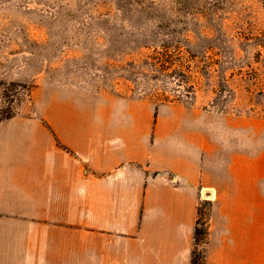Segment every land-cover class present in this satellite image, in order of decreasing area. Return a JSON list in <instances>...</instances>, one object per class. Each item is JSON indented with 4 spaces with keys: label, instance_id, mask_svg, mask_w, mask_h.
Listing matches in <instances>:
<instances>
[{
    "label": "rangeland",
    "instance_id": "374dc122",
    "mask_svg": "<svg viewBox=\"0 0 264 264\" xmlns=\"http://www.w3.org/2000/svg\"><path fill=\"white\" fill-rule=\"evenodd\" d=\"M114 96L186 110L203 135L198 264H264V0H0V128ZM6 205L0 180V264H48Z\"/></svg>",
    "mask_w": 264,
    "mask_h": 264
},
{
    "label": "crops",
    "instance_id": "0c3cea01",
    "mask_svg": "<svg viewBox=\"0 0 264 264\" xmlns=\"http://www.w3.org/2000/svg\"><path fill=\"white\" fill-rule=\"evenodd\" d=\"M114 97L105 109L54 100L44 123L3 125V203L33 229L26 245L41 247L48 264L69 254L92 264H191L203 135L186 110Z\"/></svg>",
    "mask_w": 264,
    "mask_h": 264
},
{
    "label": "trees",
    "instance_id": "16d2710c",
    "mask_svg": "<svg viewBox=\"0 0 264 264\" xmlns=\"http://www.w3.org/2000/svg\"><path fill=\"white\" fill-rule=\"evenodd\" d=\"M156 65L158 67V70L162 73H168L173 76L177 75L179 76V78L181 77L180 72L182 71V68L180 66H175L172 64L168 53L165 54V56H162V58H160V62ZM200 233L201 231L198 229L197 226H195V233H194L195 239L196 236ZM203 263L205 264V261H203ZM191 264H198L197 258L195 259V250L192 251Z\"/></svg>",
    "mask_w": 264,
    "mask_h": 264
},
{
    "label": "built area",
    "instance_id": "2783aa9c",
    "mask_svg": "<svg viewBox=\"0 0 264 264\" xmlns=\"http://www.w3.org/2000/svg\"><path fill=\"white\" fill-rule=\"evenodd\" d=\"M170 182H172L173 183V180L170 178Z\"/></svg>",
    "mask_w": 264,
    "mask_h": 264
}]
</instances>
